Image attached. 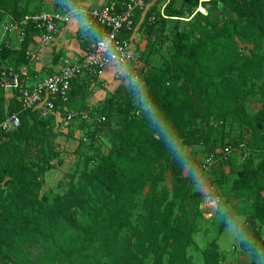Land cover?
I'll return each instance as SVG.
<instances>
[{
  "label": "trees",
  "instance_id": "trees-1",
  "mask_svg": "<svg viewBox=\"0 0 264 264\" xmlns=\"http://www.w3.org/2000/svg\"><path fill=\"white\" fill-rule=\"evenodd\" d=\"M76 1L68 0L54 11H66ZM120 1L111 0L107 5L118 7ZM159 1L149 6L140 28L145 44L138 54L139 84L146 64L142 56L156 47L158 37L164 33L165 21L153 13ZM180 1L181 8L170 13L174 15L170 17L181 18L185 8L197 10L200 6L201 11L187 31L176 22L161 38L162 43H172L174 55L163 63L161 71L152 70L159 82L147 101L146 111L135 112L121 97L114 99L117 91L101 105L89 107L86 100L98 78L85 77L72 84L69 109L86 111L92 120L71 123L76 128L66 141H74L75 132L86 138L85 142L78 139L74 151L78 179L76 183L71 181L66 195L56 197L51 206L45 205L40 192L46 174L56 169L55 162L63 163L56 143L59 135L54 129L59 118H41L37 110H31L19 115L20 126L16 130L0 132V264H138L137 254L145 256L147 252L152 254L151 264H192L186 255L192 234L177 224L176 198L170 199L165 188L158 190L167 171L180 182L184 167V156L172 146L164 128H173L181 121L191 122L193 118L203 124L218 120L223 127L228 117L241 112L239 104L256 92L261 68L236 67L235 53L251 48L249 54L255 56L264 29V0H211V5L205 6L200 0ZM0 14L18 20L38 13H19L9 8V0H0ZM150 16L155 17L153 24L147 22ZM157 24L161 26L158 36ZM100 30L96 40L103 35ZM31 34L27 32L18 49L1 46L0 62L14 67L25 65ZM131 36L132 33L123 35ZM245 56L248 58L246 53ZM5 94L0 91V120L20 110L18 94L14 92L7 103ZM98 118L105 121L98 125L94 122ZM257 120V127L261 128L264 108ZM100 138L108 141L106 154L98 150ZM228 146L233 149L229 162L208 171L223 170L239 151L245 161V145L226 144L217 153ZM146 188L149 193L143 199V216L134 224L131 213ZM230 192L234 199L246 201L255 219L264 223L262 165L238 171ZM25 238L53 242L41 258L33 259L16 245ZM256 242L261 245L258 258L264 260V240L257 237Z\"/></svg>",
  "mask_w": 264,
  "mask_h": 264
},
{
  "label": "rangeland",
  "instance_id": "rangeland-1",
  "mask_svg": "<svg viewBox=\"0 0 264 264\" xmlns=\"http://www.w3.org/2000/svg\"><path fill=\"white\" fill-rule=\"evenodd\" d=\"M67 1L9 0V8L19 13L51 12L57 7L63 6ZM200 3L205 6L211 5L212 2L211 0H200ZM156 4L158 6L153 12L154 16L165 21L163 38L173 29L176 22L179 23L180 29L187 31L199 12V10L185 8L181 18L170 17L174 16L170 13L181 8L180 0H160ZM145 27L147 28L148 25L146 24ZM157 28L156 36L159 34L160 24H157ZM145 32L149 34L147 29ZM261 34L260 45L256 46L253 53L255 56L249 54L252 53L251 48L246 51L238 50L235 53L236 67L261 68V78L256 81V92L250 94L243 104H239L240 113L228 117L223 127L218 124V120L203 124L200 119L193 118L191 122L178 121L179 123L175 127L166 126L164 128L165 136L170 138L172 146L184 156V167L180 182H176L167 171L164 180L158 185V190L161 191L165 188L170 199L176 198L177 224L190 235L192 234V244L186 250V255L192 264H252L255 260H263L258 258L261 245L256 242V239L258 237L260 240H264V223L255 219L254 211L246 201L234 199L229 187L225 186L234 179L237 171L256 169L260 165L264 167V124L261 123V128L257 127V117L264 108V29ZM145 36L147 35L145 34ZM162 37H158V44L151 52L142 56L146 60V64L142 70L140 84L130 82V77L126 76L127 68L115 67L114 69L124 72L125 76L118 74L106 88L111 93L118 85L119 87L117 86L115 91L119 94L114 99L121 97L126 106L130 105L135 112H144L148 109L147 101L154 91L155 85L159 82L156 77L152 76V70L160 69L161 71V68H164L163 63L174 55L172 43L165 40L162 43ZM141 39H144L143 31ZM141 39L136 44L137 54L142 53L144 48L143 44L140 46ZM14 45L16 46L17 43L14 42ZM99 87H101V83L97 82L93 89ZM110 93L108 97L106 96L107 99L114 92ZM194 107L196 106L194 105ZM113 123H115L114 119ZM75 128L74 125L65 123H59L54 127L55 132L59 135L56 143L62 152L60 158L63 163L57 165L55 162L56 169L48 172L45 176L40 197H43L46 206H51L56 197L66 195L71 181L76 183L78 179L77 155L74 154V151L78 147V139L81 138V135L75 132V136L73 134L74 141H66V137L73 133ZM226 144L245 145L243 149L247 154L245 161L242 160L239 151L231 159L226 173L220 168H212L208 172L203 171L201 168L203 161L217 153ZM97 146L103 154H106L110 148L108 141L104 138L98 140ZM79 164L81 166V162ZM80 166L78 165L79 171H81ZM148 193V188H146L143 195L136 200V207L131 213V221L134 224L143 216V199ZM219 194L221 196H218ZM217 197L220 199V204L216 207L213 215L207 216L206 212L211 214L215 210V203L208 200L202 205L201 202L204 198L214 199ZM203 211H206L205 214ZM229 224H233L230 229L235 226L234 232L231 234L229 231L225 232V228ZM161 237L159 236V239ZM52 242L42 243L25 238L18 240L16 245L30 254L33 259H39L50 248ZM134 244L135 242L132 243V245ZM263 261H258L257 264H264ZM136 262L151 264L152 254L147 252L144 256V254L138 253Z\"/></svg>",
  "mask_w": 264,
  "mask_h": 264
},
{
  "label": "built area",
  "instance_id": "built-area-1",
  "mask_svg": "<svg viewBox=\"0 0 264 264\" xmlns=\"http://www.w3.org/2000/svg\"><path fill=\"white\" fill-rule=\"evenodd\" d=\"M150 2L151 0H122L118 7L103 5L84 11L87 25L99 26L103 29V35L88 46L77 63L65 65L41 82L32 85L28 83L31 80L30 65L38 61V55L32 50L31 42L25 52V65L14 67L7 62H0V91L16 92L20 106L17 113L6 114L5 118L0 120V132L9 133L16 130L20 126L19 115L31 110H37L41 118L54 115L59 118L60 123L65 124H71L76 120L91 121L90 113L74 112L69 109L68 97L71 86L85 77L99 79L108 68H127L126 76L130 77V82L138 84V54L131 37L125 38L123 35L134 33L137 16L146 15ZM197 10H200V6ZM77 13L75 9L42 12L27 14L18 20L0 14V47L18 49L24 44L27 32H32L31 41L48 44L57 37L60 27L67 25ZM154 21V16L147 19L149 24H153ZM13 41L17 43L16 46ZM104 121V118H98L94 122L99 125ZM81 138L86 141L83 135ZM232 153L231 147L223 148L203 161L202 170L208 171L219 163H228ZM214 203L217 207L218 201Z\"/></svg>",
  "mask_w": 264,
  "mask_h": 264
},
{
  "label": "crops",
  "instance_id": "crops-1",
  "mask_svg": "<svg viewBox=\"0 0 264 264\" xmlns=\"http://www.w3.org/2000/svg\"><path fill=\"white\" fill-rule=\"evenodd\" d=\"M111 0H77L75 4L68 5L67 10L75 9L78 13L72 17L69 23L63 27H60L59 34L54 39V41L48 44H39L36 41H31L33 47L32 50L38 55V61L32 65H30V77L31 80L28 82L29 84H36L41 82L48 76L59 71L62 67L69 64L77 63L84 52L88 49V46L96 40V38L100 35L101 30L99 27H89L86 23L84 11H88L94 8L101 7L103 5H107ZM154 0L152 1L153 4ZM151 6V3H150ZM156 6H158L156 4ZM66 10V11H67ZM59 11V10H58ZM60 12V11H59ZM62 12V11H61ZM64 12V11H63ZM144 21V17L141 16L137 20V27L134 33L131 36L133 41L134 49L136 51V44L140 42L142 36V23ZM141 39V45L144 46V40ZM14 43V41H13ZM55 58V59H54ZM115 67L108 68L105 70L102 75L98 79V83H101V87L97 89H90L91 94L87 98L86 103L89 107H97L101 105L108 94L110 93L106 88L108 85L114 81L118 74H124L122 71L114 69ZM112 81V82H111ZM115 85V84H114ZM116 85L111 93H113L118 87ZM110 93V94H111ZM107 96V97H106ZM14 97V92H6L5 94V102L7 103L11 98ZM227 166L223 168V172H227ZM238 172V171H237ZM236 181V175L233 180L229 184H225L231 189L232 184ZM218 196H221L220 194ZM220 201L219 197L210 199L205 198L202 202L204 205L207 201ZM216 209V207H215ZM214 214H207V216H211ZM229 224L225 228V232L231 234L234 232V228ZM262 262L263 260H255V264L257 262ZM264 262V261H263Z\"/></svg>",
  "mask_w": 264,
  "mask_h": 264
}]
</instances>
